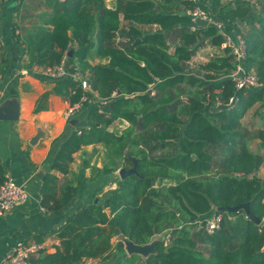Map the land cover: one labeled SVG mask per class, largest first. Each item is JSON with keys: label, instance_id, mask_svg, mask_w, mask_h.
<instances>
[{"label": "trees", "instance_id": "obj_1", "mask_svg": "<svg viewBox=\"0 0 264 264\" xmlns=\"http://www.w3.org/2000/svg\"><path fill=\"white\" fill-rule=\"evenodd\" d=\"M49 1L52 14L19 36L18 43L40 68L60 64L75 44L69 66L88 74L100 100L89 111L92 125L63 141L51 171L68 175L77 152L103 144L108 162L93 172L95 178L110 177L117 188L102 199L96 196L100 189L93 201L78 207L58 230L61 245L39 264H264V181L258 177L264 156L251 151L242 130L248 111L257 104L264 108V89L236 90L230 76L237 62L224 37L214 26L195 25L188 15L198 4L118 0L108 8L105 0ZM207 12L245 42L246 71L264 84V4L212 0ZM207 47L222 54L189 71ZM92 55L107 63L90 64ZM64 92L71 104L83 95L70 78L55 88L56 94ZM233 97L236 102L227 109ZM118 121L129 124L122 134L109 131ZM257 138L264 148V130ZM128 155L138 160L136 165ZM134 167L136 173L124 179L113 176ZM5 180L0 161V187ZM165 180L175 181L164 185ZM79 189L59 184L49 173L41 205L61 215ZM243 204H249L259 224L244 211L226 210ZM215 214L223 216L221 228L208 234L199 222ZM115 237L120 241L113 246ZM155 240L156 253L145 260L126 252V241L145 246Z\"/></svg>", "mask_w": 264, "mask_h": 264}, {"label": "crops", "instance_id": "obj_2", "mask_svg": "<svg viewBox=\"0 0 264 264\" xmlns=\"http://www.w3.org/2000/svg\"><path fill=\"white\" fill-rule=\"evenodd\" d=\"M117 1L105 0L108 8H115ZM200 1L210 10L212 0ZM235 1H250L259 7L264 4V0H223L226 4ZM52 12L49 0H7L0 6V116L3 118L0 120V161L5 167L6 177L12 178L30 195L25 205L17 206L0 219V262L20 242H39L56 237L66 220L78 207L93 201L98 190L105 189L104 193H98L103 198V194L117 188L110 177L95 178L97 174L93 172L94 168L102 169L105 165L100 162L106 149L103 144L85 146L77 152L68 175L51 171L63 141L74 132L92 125L89 121L91 107L87 106L74 119L66 120L65 113L71 105L69 96L65 92L55 93L57 84L63 79L46 76L44 68L32 64L24 46L18 43L19 36L41 25L42 19ZM197 25L207 24L199 21ZM225 31L236 43L239 36L233 29L225 28ZM75 46L72 44L70 50ZM89 62L92 65L107 63L94 55ZM89 94L98 98L93 91ZM49 173L59 178V184L64 179L80 187L76 198L61 215H51L41 205V190ZM258 177L264 181V165ZM90 178L95 179L91 181ZM119 241V237L113 238V246ZM112 262L97 260L95 264Z\"/></svg>", "mask_w": 264, "mask_h": 264}, {"label": "built area", "instance_id": "obj_3", "mask_svg": "<svg viewBox=\"0 0 264 264\" xmlns=\"http://www.w3.org/2000/svg\"><path fill=\"white\" fill-rule=\"evenodd\" d=\"M6 1L7 0H0V6ZM187 1L196 4L198 2V0ZM188 15L192 17L195 25H197L199 21L206 22L207 25L216 27L224 37V46L231 49V54L235 57L237 62L236 70L230 76V79L235 83L237 91L243 89H264V84L258 79L257 75L253 72L246 71L245 60L247 50L245 42L240 37L237 38V42L235 43V41L227 35L224 23L214 20L211 14L200 7H195L193 10L188 11ZM69 52L65 54L60 64L43 69L46 76L54 79L70 78L82 88L83 95L81 99L77 103L71 104L65 113L67 121L74 119L76 115L84 109L86 104H89V93L92 91L88 74L83 72L78 66L72 69L69 66ZM235 102L236 98H231L226 108L229 109L233 107ZM104 104L105 102H101V105ZM217 108L222 109L223 105L217 103ZM238 176L240 177V175ZM29 199L30 195L24 188L18 186L12 178L6 177V180L0 187V219L17 206L25 205ZM222 220L223 216L221 214H215L199 223L208 234H213L220 230ZM60 245V239L55 236L48 237L43 242H20L12 248L0 264H31L32 259L39 258L43 254L46 255L50 250ZM96 262L97 260H86L83 264H95Z\"/></svg>", "mask_w": 264, "mask_h": 264}, {"label": "rangeland", "instance_id": "obj_4", "mask_svg": "<svg viewBox=\"0 0 264 264\" xmlns=\"http://www.w3.org/2000/svg\"><path fill=\"white\" fill-rule=\"evenodd\" d=\"M198 1L199 2H197V4H198L197 7H200L204 11H207L208 9L205 7V5H203V3H201L200 0H198ZM218 51L219 50H217L213 47H207V48L201 50L198 53V55L195 57L193 62L188 65L189 71L196 72L197 71V64H206L208 62L209 58H211L212 56L217 55V54L218 55L222 54L220 51L219 52ZM183 99L186 101L187 97L185 96V97H183ZM99 104H100V100L98 98H96L94 96H90V102L86 108H90L94 105H99ZM262 115H263V117H262ZM127 128H129V124L122 122V121H118V122L114 123V125L110 128V130L117 133V134H122L124 131L127 130ZM261 128H264V108L261 107V105H256L248 113V116L244 119V121L242 123V130L244 132H246L248 135L247 142L249 144L251 151L255 154H260V155L263 154V156H264V148L262 147L261 142L257 138V133ZM103 153H104V156H103V158L101 157L102 159L100 160L102 165H104V163L108 162L107 150L104 149ZM119 173H120V170L117 171L116 175H114V176H119L120 175ZM174 181L175 180H165L164 185L174 184ZM63 182H65L64 179H62L60 181V184H63ZM104 191H105V189L98 192V193H104ZM105 194H103V195H105ZM99 195H101V194H97L96 196H98L99 199H102V197ZM158 238H160V236Z\"/></svg>", "mask_w": 264, "mask_h": 264}, {"label": "water", "instance_id": "obj_5", "mask_svg": "<svg viewBox=\"0 0 264 264\" xmlns=\"http://www.w3.org/2000/svg\"><path fill=\"white\" fill-rule=\"evenodd\" d=\"M73 52H74V50H70V52H69V56L70 57L72 56ZM2 119L3 118L0 116V120H2ZM74 123H76V122H73V124ZM128 157L136 165L138 160L136 158L132 157L131 155H128ZM135 173H136V167H134L130 171H126L125 169H121L120 173H119L120 174L119 176H120L121 179H124L127 176L133 175ZM96 203H97V201H96ZM224 210H225V208H218L217 212H222ZM226 210L228 212H230V213H236V212L244 211L245 215L248 218H251L256 223L259 224V220L252 215V213L250 211V208H249V204H243V205H240V206H237V207L227 208ZM156 242L157 241L155 240L151 244H148V245H145V246H138V245H135V244H133L131 242L126 241L125 242V244H126V252L129 255L137 254V255H140V256H143V257H148L149 255L156 253V249H155ZM44 257H45V254L41 255L39 258L32 259L31 264H38L39 260L43 259Z\"/></svg>", "mask_w": 264, "mask_h": 264}]
</instances>
